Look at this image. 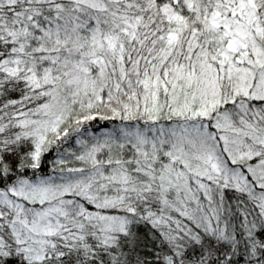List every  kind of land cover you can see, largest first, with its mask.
<instances>
[{"label": "snow or ice", "instance_id": "1", "mask_svg": "<svg viewBox=\"0 0 264 264\" xmlns=\"http://www.w3.org/2000/svg\"><path fill=\"white\" fill-rule=\"evenodd\" d=\"M0 264H264V0H0Z\"/></svg>", "mask_w": 264, "mask_h": 264}]
</instances>
